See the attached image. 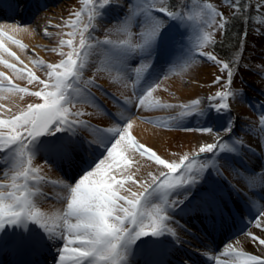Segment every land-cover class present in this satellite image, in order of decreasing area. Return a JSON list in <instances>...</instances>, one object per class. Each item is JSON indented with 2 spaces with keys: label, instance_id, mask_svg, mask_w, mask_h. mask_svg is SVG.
<instances>
[{
  "label": "snow or ice",
  "instance_id": "6c2138e0",
  "mask_svg": "<svg viewBox=\"0 0 264 264\" xmlns=\"http://www.w3.org/2000/svg\"><path fill=\"white\" fill-rule=\"evenodd\" d=\"M80 2L83 7L72 14L75 19L65 22L72 29L66 33L69 39L60 40L61 47L66 45L70 51L65 53L52 49L66 58L59 63L33 61L34 65L47 69L46 80L39 79L31 70L26 72L28 83L42 85L40 90L30 92L28 88L15 86L10 77L0 72V93L26 94L42 101L28 104L9 118L0 115V233L7 227L19 228L25 234L20 243L38 247L47 243L56 244L57 264H128V257L134 247H155L166 236L178 239L176 230L170 226V211L182 204L183 200L171 199V196L180 193L187 199L203 174L216 167L213 159L199 161L196 157L202 153H211L213 156L218 153L236 154L246 147L244 141L238 138L229 144L217 135L216 142L200 146L193 156L185 153L179 162H169L154 150L138 143L131 132L133 121L121 114L110 126L92 130L94 142L103 147L107 155L74 185L63 184L56 202L64 207L51 211L42 210L40 206V198L49 199L51 194L43 192L45 177L41 175V168L34 166L37 143L71 162L74 154L80 150V145L57 134L71 132L75 135L77 128L90 127L80 119L88 113L72 109L77 108V105L96 106L94 98L87 91L94 81L82 79L91 57L96 55L100 58L98 71L105 70L110 75L115 73L113 82L119 83L127 78L135 87L150 71V61L165 43L168 21L195 25L200 32L196 45L198 55L220 65L221 71L227 70L224 90L210 98L217 101L210 105L212 110L217 114L227 113L230 111V98L237 95L231 88L234 71L229 63L204 49L215 44L214 33L208 29L215 25L218 30H224L228 21L211 3H202L201 0H187V3L177 0L175 6L171 5L170 0H132L126 16L113 28L106 29L104 38L99 39L92 34L97 21L103 16L106 7L117 0ZM224 3L233 10L234 18L238 16L245 23L248 22L246 11L250 5L247 0H224ZM261 6L264 7V4ZM85 15L87 22L84 20ZM257 22L264 23V20L257 19ZM7 27L12 32L28 31L15 25ZM4 28V25H0V52L22 64L4 41L6 39L14 43L22 50L26 46ZM77 36L79 41L75 45ZM113 36L116 38L113 39ZM135 58H139V63L131 66L129 62ZM233 62L238 65L239 57H235ZM194 63L195 60L190 58L184 68ZM0 64L12 70L17 78H22L27 69V65L23 69L18 68L4 59H0ZM219 81L217 77L215 82ZM157 87V84L149 85L137 95L138 108L148 111L173 107L161 105L159 100L153 98ZM7 98L0 95V99ZM125 103L131 101L126 100ZM200 104V100H193L190 105H181L183 110L179 112L178 118L206 116L207 113L200 110ZM4 108L5 105L0 104V109ZM7 111L11 112V109ZM148 123H157L166 128L172 126L171 122L149 120ZM233 126L229 117L224 132L231 134ZM200 131L211 133L213 129ZM259 131L264 133V113L259 118ZM43 137L53 139L41 140ZM261 146L264 147V141ZM133 153L146 157L167 172L160 171L158 175L149 172L150 180H136L129 172ZM256 176L260 177L261 188H264L262 171L245 179V187L249 191L255 190L252 182ZM129 182L142 190L137 192L127 187ZM53 183L60 185L61 182ZM260 216L264 217V210ZM29 225L37 226L40 231L31 229ZM256 226L264 231V224L257 222ZM247 235L259 247L260 255L250 254L242 247L229 244L221 254L223 258L214 257L215 264H264V238L252 233ZM58 241H62V245L57 244Z\"/></svg>",
  "mask_w": 264,
  "mask_h": 264
},
{
  "label": "rangeland",
  "instance_id": "374dc122",
  "mask_svg": "<svg viewBox=\"0 0 264 264\" xmlns=\"http://www.w3.org/2000/svg\"><path fill=\"white\" fill-rule=\"evenodd\" d=\"M253 1L254 5L262 14L260 15L257 13L254 16L252 21L254 26H252L248 32V48L246 51L247 56L245 62L243 61V64L239 66L238 70L234 71L231 88L233 91L237 92V95L234 98H230V111L227 112V114L230 113L228 116L231 117L233 125H235L231 134L224 132V127L227 122H229V117L226 119L223 117L218 120L217 123L209 120L205 121L206 119L203 120V118L207 117L212 110L210 105L217 103V101H212L210 98L213 97L216 92L224 90L223 86L227 80V70L221 71L220 65H216L212 61H208L198 55L196 45L198 43L200 32L195 25H182L186 28L185 29L178 24V29H180L183 34V37L179 40V42L182 46L183 53L187 54L184 55L183 53H177L174 56V64L167 68L168 71H166V76L163 79H157L154 83L157 84L158 87L153 93V98L159 100L161 105L168 104L173 107L156 108L148 111L140 108L142 111L140 114L142 118L133 117L131 119L137 120L138 122L153 128L163 130L164 132L180 133L173 137H168L163 147L158 149L155 146L152 147V145L146 141L140 140L139 137H136L134 131L131 130L132 135L138 143L154 150L161 156V158L169 162H179L180 157L185 153L189 154V156H193V154L198 152L200 146L206 143L216 142L217 135L229 144H232L238 138L244 141L246 147L242 148L236 154H230V157L234 159L235 163H231L229 158L222 159V153H218L217 159H213L216 162V166L220 167L222 172L225 174L226 180L230 184H233V186L229 183L227 184V182H223L225 180L218 173L214 175L215 167L203 174L201 181L192 190L193 195H196L193 196L190 194V197L192 196V199H194V197L197 196V193L204 191L206 199H209V193H215L217 194V197L219 195L222 200L223 204L221 207H224V205L227 207L228 217L226 214L223 215V217H226L229 221L235 222L239 220V217L236 219V212H238L242 221H245L243 222L242 232L239 235L230 237L229 239L226 238L224 240H220L218 243L221 245H228L229 242L234 241L232 244L233 246H239L247 250L258 247L257 244L251 241L247 233L256 234L264 238V231L256 226L257 222L264 224V217L260 216L261 211L264 210V195L259 192L261 188L260 177L256 176L252 182V188L255 190L249 191L248 188L245 187V179H247L249 175L264 171V147L260 146L259 150L256 148L257 150L254 149V151L250 149L252 146L257 147L255 142L259 138L264 141V133L259 131V118L261 113H264V95H260V93L256 91L257 89H260L264 94V23L257 22V19L264 20V7L261 6L264 4V0H259V2L258 0ZM131 2L132 0H117L116 3H112L107 6L104 10L103 16L98 19L97 27L92 34L99 39H103L105 36V30L113 28L117 22L121 21L126 16L129 11L128 6ZM201 2L211 3L217 11L223 14L225 19H229L233 13V10L224 3V0H201ZM5 4L9 5L8 9L16 15L12 16L11 19L6 18L5 20H0V25H4V30L8 32L9 35H12L14 39L20 40L26 47L22 50L16 44L5 39L4 42L6 47L10 51L14 52L23 63H18L16 60L7 56L3 52H0V59L14 63L18 68L22 69L25 65H27V69H25V73L22 78H17L12 70L6 68L2 64H0V72H3L10 77L15 86L28 88L30 92L38 91L42 88V85H39L36 82L29 84L26 72L31 70L39 79L46 80L47 69L42 66L34 65L33 61L42 60L45 64L59 63L61 59L66 58L61 57L58 52H53L52 49L56 48L58 51H63L65 53L70 51L66 45L63 47L60 45V40L69 39L66 33L72 31L71 28L66 26L65 22L75 19L72 14L75 11L81 10L83 5L80 0H0V10L3 12L8 11L6 10L7 6L5 7ZM157 15H159V13H157ZM84 20L87 22L86 15L84 16ZM217 20H219V17ZM7 25L20 26L22 28H27L28 31L12 32ZM204 27H206V25ZM133 30L135 31V29ZM90 31L92 30L90 29ZM208 31L214 33L215 41L219 40L223 33V30H218V27L215 25L211 29H208ZM168 33L169 31L167 30V35ZM112 38L115 39L116 36H113ZM78 41L79 36H77L76 40H74V44L78 45ZM171 42L172 41L167 37L165 45L170 47L172 45ZM167 49L169 48H165V50ZM210 49L211 45L205 48L204 51L211 52ZM190 58H193L195 63L185 69L184 65L189 62ZM99 60L100 58L98 56L93 55L91 57V62L84 70L82 77L84 81H94V84L87 89V91L91 93V97L94 98V101L95 97L93 94L98 95L100 99H104L105 101H109L108 94L112 92L126 97L130 96L131 98L136 97L139 94V90L131 85V81L129 79L125 78L123 81L116 83L113 82L115 73L110 75L105 70L98 71L97 68L99 66ZM175 77L179 78L183 88L186 86L185 88L187 89V86L189 87L191 84L198 86L199 88H196L197 92L194 93L196 96L187 94L178 95L175 87H173L169 82ZM217 77L220 78L219 83L215 82ZM125 84H127V87H125ZM0 95L8 97L7 99H0V104L5 105L4 109H0V115H2L3 118H9L21 109L26 108L28 104L42 103L39 98L26 94L0 93ZM248 97L254 98V100L251 99L249 101L251 103L250 105L246 103V99H248ZM193 100L201 101L199 108L207 113L206 116L201 117L203 120L202 122L206 125L211 123V125L208 124L210 127L203 126L201 122L196 125L195 128L193 127L187 129L185 126H187L188 122L192 121V118L196 117V115L182 119L178 118L179 112L183 110L180 106L190 105ZM84 107L85 105H77V108L72 109V111L80 110L86 113V108ZM9 108L11 109V112L7 111ZM253 108H255L256 113L253 112ZM89 109L91 112H95L96 107L90 105ZM100 112L103 113L102 111ZM85 116H83L82 119H84L83 121L87 122L88 125L91 123L103 125L91 118L88 119ZM174 117H177V119H173ZM149 120L157 122H171L172 126L170 128L162 127L157 123H148ZM216 124H225V126L217 129ZM178 125L183 127L182 129L184 130H177L175 127ZM205 128H211L213 131L211 133H204L200 131V129ZM234 128H236V130ZM189 148L190 150H186ZM36 152H38V149ZM106 155L107 153L105 156ZM212 155L213 154L211 153H202L196 157V159L204 161ZM226 155L224 156L226 157ZM37 158L39 157L36 155L34 159V166H36L35 163H40L42 165L43 160H41V158L37 160ZM141 158L142 161L137 160V163L133 162L129 168V172L134 175L136 180H150V177L148 176L149 172L157 175L160 171L167 172L166 169H162L154 162L148 161L146 157ZM39 167L41 168V175L45 177V183H47V186H45V183L42 184L43 191L45 188L51 189V185L49 183H51V180L55 175L45 174L48 169L46 164ZM237 173H240L241 175H237ZM75 183L71 184L74 185ZM126 186L131 187L132 190L137 192L142 190L130 182ZM123 194L127 195V193ZM40 199L42 200L40 206L42 210H44L43 207L47 206L46 199L43 197ZM171 199L185 200L184 196L180 193L178 198H175L172 195ZM198 205H200L199 202L196 203L195 209L198 208ZM217 205L218 203H215V206ZM210 208L212 209V206ZM50 210L53 209L50 208ZM190 217L191 212H187V215L182 218V225H188ZM176 219H172L170 226L176 230L177 236L181 237L184 235V232H181L183 228L181 223L176 222L179 217L177 220ZM137 249V247L133 248L128 260L134 258L135 255L138 254ZM257 255H260V253L258 252ZM212 264H215V261L212 262Z\"/></svg>",
  "mask_w": 264,
  "mask_h": 264
},
{
  "label": "bare ground",
  "instance_id": "6f19581e",
  "mask_svg": "<svg viewBox=\"0 0 264 264\" xmlns=\"http://www.w3.org/2000/svg\"><path fill=\"white\" fill-rule=\"evenodd\" d=\"M5 6L8 7L9 5H5ZM169 82L172 84L173 87H175V90H176L178 95H182V94H184V95L185 94H187V95H195L194 93L197 92L196 88H199L198 86H195L193 84L189 85V87L187 86V89L185 88L186 86L183 88L182 87L183 85L180 83L178 77L172 78ZM129 98H130V96H129ZM90 105L91 104L85 105V107H84V108H86V113H88L85 116L86 118H88V119L91 118V119H93L96 122L101 123V124H109L110 123V120L108 119V117H106L103 113H101L100 110H98V108L95 109V112H91V110L89 109ZM95 107H97V106H95ZM141 109L143 110V108H141ZM141 109L139 108V110H138L139 113H137V118L138 117L142 118V116L140 115L142 113ZM122 113L125 114V113H127V111L125 109H123ZM144 116H146V115H144ZM132 121H133V128L131 130L134 131L136 137H139L140 140H144L147 143L151 144L152 147L155 146L158 149H161L163 147V145L165 144V142H166L168 137H173L175 135L180 134V133H174V132H164L163 130H160V129H157V128H153V127L148 126L146 124L140 123L137 120H132ZM261 141H262V139L259 138L255 142L257 144V147L256 146L255 147L258 148V150H259V148L261 146ZM186 150H190V148L186 149ZM131 155H132L134 163H137V160H141L142 161V158L139 156V154L133 153ZM60 159L61 158H57V161L60 160ZM37 160H39V158H37ZM89 161H90V159H89ZM82 162H84V161H82ZM81 164L88 165L90 163H81ZM35 165L37 167L42 166L40 163H35ZM67 173L70 174L69 178L73 177L72 175H75V171L73 169H70ZM45 174H53V172L46 170ZM60 189L61 188L55 189V195L53 196L54 197L53 201L50 202V204H49V206H51V208H53V209L54 208H59V203L56 202V199H57V196L59 195V190ZM259 192L263 193V195H264V188H260ZM49 206L43 207L44 210L45 211L50 210ZM185 207L186 206L183 205V208H185ZM179 210L182 211L183 210L182 207H180ZM211 212H214V211H211ZM174 219H176V218H174ZM204 220H205V217L204 218L202 217V220L200 219L199 222L200 223H204ZM191 232L194 233V230L191 229ZM215 233L217 235H219V232L216 231ZM223 234L224 233H221L220 236L223 235ZM24 235L25 234H23V236ZM205 235H208V233L205 234ZM23 236L18 242V250H17V253H16L17 255H15L14 257L17 256L16 260H19V264H27V263L30 264L28 260H30L33 257V255L31 254L32 253L31 249L28 247L27 243H20V241L23 239ZM187 239L190 240V236L187 235L186 241H187ZM161 242L163 243V246L166 245V246L169 247L168 253L162 254L161 251H160V248H158L157 246H155V247L140 246L141 249H139V251L140 250H142V251L138 253L139 255L135 258V260H128V264H142V263H140V261H142L144 263H147V264H153L152 260H155L156 264H171L172 261L168 262V258H169L168 255H171L176 250H180V252H178L179 255L177 254L176 257L174 258L175 260L179 259L177 261L181 262L182 264H190L191 263V262H188V260H185L184 256H182V253L187 255V256H189L191 254L190 252H187L186 245H185V247L182 248V245L181 244L179 245V242L177 240L174 239V240L169 242V239H167L165 237L163 239H161ZM188 243H190V241H188ZM233 243H234V241L233 242H229V244H233ZM52 245L54 246L56 244H52ZM228 245H222V246L220 245L219 247H216V245H214L215 246L214 247L215 250H213L214 251L213 255L223 258L221 256V254H222L223 250ZM177 247L179 249H176ZM194 250L192 249L191 251H194ZM209 250H211V249L203 250V251H201L199 253H201L203 255H206V256H211V251H209ZM218 250H219V252H218ZM244 250H246L250 254H257L258 252L260 253L259 247H257V248L254 247V248L248 249V250L244 248ZM35 251H36L35 253H36L37 256H39L41 253H44L47 256L46 257L47 260L51 258L52 261L50 260L51 262L50 263L48 262L49 264H57L58 260H56V256L58 257V255H57L58 248L56 246H55L54 250H51V249H49L48 247H45V246H42V247L36 246ZM42 259H44V257ZM1 260H2V258H0V261ZM37 264H39V263H37Z\"/></svg>",
  "mask_w": 264,
  "mask_h": 264
},
{
  "label": "trees",
  "instance_id": "16d2710c",
  "mask_svg": "<svg viewBox=\"0 0 264 264\" xmlns=\"http://www.w3.org/2000/svg\"><path fill=\"white\" fill-rule=\"evenodd\" d=\"M171 5L175 6L177 0H170ZM187 3L186 0H184ZM247 3L250 7L246 11L247 23L238 16L234 18L233 13L229 19H226L228 23L226 28L223 30L221 38L215 41L214 45H211V53L216 55L223 62L230 64V67L233 71L238 70L239 66L245 62L246 51H247V42H248V32L252 26V21L254 16L260 13V10L254 5L253 0H247ZM162 15V14H159ZM239 57V64L234 63V58ZM252 85V84H251ZM258 93L262 94L260 89L256 90Z\"/></svg>",
  "mask_w": 264,
  "mask_h": 264
}]
</instances>
